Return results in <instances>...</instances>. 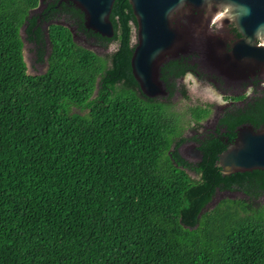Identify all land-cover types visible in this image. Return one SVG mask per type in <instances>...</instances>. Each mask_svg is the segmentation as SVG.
Returning <instances> with one entry per match:
<instances>
[{"label": "trees", "instance_id": "trees-1", "mask_svg": "<svg viewBox=\"0 0 264 264\" xmlns=\"http://www.w3.org/2000/svg\"><path fill=\"white\" fill-rule=\"evenodd\" d=\"M39 5L0 0V264H264V205L206 208L218 192L264 195V172L224 175L217 139L200 162L181 158V116L143 97L132 76L128 1H115L108 60L53 26L49 68L34 76L21 28L35 33ZM245 119L264 128V98Z\"/></svg>", "mask_w": 264, "mask_h": 264}, {"label": "flooded vegetation", "instance_id": "flooded-vegetation-1", "mask_svg": "<svg viewBox=\"0 0 264 264\" xmlns=\"http://www.w3.org/2000/svg\"><path fill=\"white\" fill-rule=\"evenodd\" d=\"M49 6L47 3L41 4L31 10V17L33 14L40 17L38 25L33 28L35 33L32 36L27 34V24L21 28L24 45L30 55L31 75L45 74L49 68L50 30L53 26L67 30L71 35V40L75 43L79 42L82 44L81 47L95 54H97L95 51L99 50L106 53L108 58V55L115 51L116 44L108 47L103 44L106 43L103 41L104 38L107 40L109 38L86 29L85 15L82 12L74 11L68 3L58 4L57 2L53 9L48 10ZM231 11L232 6L230 5L215 4L213 6L209 20L210 38L204 40H209L216 54L212 58H207L199 44L196 45V41L200 40L197 36L200 17L199 4L195 0H186L177 15L183 28H191L193 39L189 40L190 50L179 55L177 59L167 61L161 67L162 73L167 76V87L166 83L161 80L164 82L168 96L157 99L158 102L174 106L179 97L184 99L182 92L188 96V90H190L186 82H193V86L198 88V93H207L219 98V100L212 99L196 107L207 111L208 115L200 121H195L196 128L189 135L183 134L188 141L182 145L194 143L201 154L203 150L210 149L209 142L214 139L219 140L226 150L227 146L235 140L240 128L244 125L252 126L249 122H243V118L248 120L257 110L258 101L264 98V60L257 58L243 60V47L240 43L244 40V36ZM48 17L47 21L41 20ZM36 32H41L43 36L38 38ZM132 38L136 40L134 27ZM28 40H44L45 43L39 46ZM255 40L254 45L258 46L260 45L259 40L264 39L256 38ZM41 49L44 51L43 58L40 56ZM182 72L184 74L179 78L171 77ZM97 96L98 89L92 99ZM213 198L217 199L215 205L223 200H243L255 207L264 204V195L255 198L241 190L218 192Z\"/></svg>", "mask_w": 264, "mask_h": 264}, {"label": "water", "instance_id": "water-1", "mask_svg": "<svg viewBox=\"0 0 264 264\" xmlns=\"http://www.w3.org/2000/svg\"><path fill=\"white\" fill-rule=\"evenodd\" d=\"M116 0H58V4L70 3L85 15L86 29L106 38L115 35L110 16ZM40 0V5L42 4ZM186 0H128L135 19V47L130 60L131 72L143 97L149 100L168 96L160 70L164 63L177 59L190 50L192 33L190 27H182L177 13ZM199 4L200 17L196 45L203 49L206 57L216 53L209 40V20L215 4L232 6L239 29L244 36L243 60L257 58L264 60V40L255 46V39H264V0H195ZM23 38V37H22ZM23 49H26L25 45ZM24 51V50H23ZM24 60L25 55L23 56ZM27 64V62H26ZM179 155L186 161L200 162L202 154L194 143L179 148ZM217 166L224 175L264 172V128L255 130L244 125L237 136L217 160ZM190 174L194 172L187 170ZM216 198L206 208L212 209ZM204 210H201L199 218ZM191 229L190 227H186ZM197 227H195L196 229Z\"/></svg>", "mask_w": 264, "mask_h": 264}, {"label": "rangeland", "instance_id": "rangeland-1", "mask_svg": "<svg viewBox=\"0 0 264 264\" xmlns=\"http://www.w3.org/2000/svg\"><path fill=\"white\" fill-rule=\"evenodd\" d=\"M134 42L135 39L132 38V43L134 44ZM76 44L82 46V44H79V42H76ZM95 52L103 59L108 60L106 57V53L100 52L99 50ZM23 53L25 55V59L27 62V72L31 75L32 70L30 69L31 68L30 60H29L30 55L28 54L27 47L26 49H24ZM188 81H190V79ZM186 84H189L188 89H190L188 90L187 98L182 99L179 97V99L175 101L174 103L175 105L174 108H172V111H174L178 116H181L180 126H182L183 128V133L185 135H189L191 131L196 128L195 121L191 116L190 110L204 105L209 100L213 99L215 101V100H219V98L207 93H198L197 92L198 88L193 86V82H189V83L186 82Z\"/></svg>", "mask_w": 264, "mask_h": 264}]
</instances>
